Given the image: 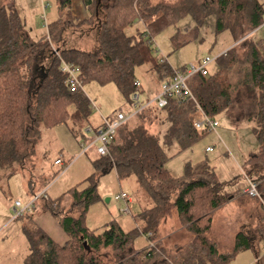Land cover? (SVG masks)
<instances>
[{"label": "trees", "instance_id": "16d2710c", "mask_svg": "<svg viewBox=\"0 0 264 264\" xmlns=\"http://www.w3.org/2000/svg\"><path fill=\"white\" fill-rule=\"evenodd\" d=\"M82 1L88 11L84 20L74 17L73 0H56L58 17L46 24L47 34L39 41L30 35L15 1L0 7V174L7 173V179L35 167L45 129L65 124L75 138L83 139L84 146L94 141L97 131L93 135L87 132L92 128V102L83 89L67 85L63 63L80 69L83 86L92 81L102 86L114 84L132 109V96L140 94L142 100L143 94L136 69L145 67L147 73L156 74L160 89L173 80L175 70L168 61L154 56V37L186 16L197 26L214 16L216 34L229 32L236 45L216 58L214 72L191 79L194 100L170 99L164 109L150 106L126 123L108 144L109 153L97 154L92 161L86 187L77 185L56 200L37 196L30 188L38 199L29 212L17 217L25 221L22 230L30 246L24 264H229L241 252H256L264 239V214L260 230L242 228L233 248L221 251L212 236L214 216L234 194L225 191L208 160L188 164L184 175L174 178L166 167L169 159L158 128L168 122L166 141H176L184 151L210 133L195 127L200 110L214 120L234 109L244 111L258 142V151L245 161V175L259 184L264 208V40L255 37L264 24V6L259 0ZM42 5L46 23L45 12L51 5ZM44 5L49 7L44 10ZM138 23L143 30L127 37L125 30ZM90 35L93 44L85 48L82 43ZM112 171L120 182L135 177L153 205L133 218V229L127 231L112 221L97 234L87 227V214L101 201L100 179ZM50 183H43V190ZM40 213L56 218L67 242L54 241L36 223ZM174 214L191 238L168 249L163 245L161 227ZM140 236L151 244L142 251L135 247Z\"/></svg>", "mask_w": 264, "mask_h": 264}, {"label": "rangeland", "instance_id": "374dc122", "mask_svg": "<svg viewBox=\"0 0 264 264\" xmlns=\"http://www.w3.org/2000/svg\"><path fill=\"white\" fill-rule=\"evenodd\" d=\"M42 1L51 5L45 12L46 23L43 20ZM259 2L264 6V0ZM19 4L22 5L18 11L21 17L27 20L30 35L35 41H39L47 34L46 24L58 17L56 0H21ZM143 27L142 23L133 25L125 30V35L132 37L142 31ZM255 34L256 39L264 40V28ZM233 43L229 32L216 34L214 16L208 17L202 26H197L191 16H186L175 26L154 37L153 50L157 59L165 58L171 68L177 70L191 63L198 64L206 57L216 59L236 45ZM208 69L214 72L217 69L216 61L210 64ZM146 70L145 67L136 69V76L142 84L143 98L154 99L158 76L156 74L152 76ZM145 72L147 74H144ZM83 90L94 108L90 117V127L94 130L100 126L104 114L111 116L121 109L125 112L131 111L126 99L112 83L102 86L92 81L84 84ZM216 121L219 126L215 131L184 151L176 141L172 143L166 141L168 122L160 124L158 133L161 146L169 159L167 170L174 178H181L188 164L195 165L208 160L215 168L218 180L225 186V191L234 194L235 202L223 206L220 211L217 210L219 213L217 215V212L215 213L212 225V229L214 227L212 236L219 249L224 252L233 248L235 234L242 228L246 227V230L253 232L260 230L264 208H261L260 196L250 198L244 191H238L248 188L244 164L251 153L258 151V142L253 134L254 125L247 122L246 113L239 109L220 115ZM82 141V138H75L65 124L45 129L37 146L35 167L30 166L23 171H17L9 179L7 173L0 174V264H24L25 257L30 253V246L22 231L25 221L16 218L17 213L14 211L16 202L26 207L35 198L30 188L37 191V196L45 192L46 198L56 200L77 185L81 188L86 187L85 180L93 171L92 161L98 156L95 149L84 154L86 146ZM208 147L214 151L206 153ZM59 158L64 160L65 166L55 164ZM55 174L58 176L53 180ZM49 182L51 183L43 190V183ZM98 192L101 201L90 207L86 219L87 227L97 234H102L104 227L112 221L119 222L127 231L133 229L135 226L133 218L153 205L148 195L141 192L135 177L120 182L114 171L100 179ZM123 193L132 198L131 203L118 198ZM253 218L257 220L255 223ZM161 233L163 245L168 249L177 244H186L191 238L176 214L163 224ZM149 246L151 244L144 236L138 237L135 241V247L140 251ZM259 249L264 250V239L260 241ZM254 253L251 250L244 252L243 256L239 253L229 264H248L249 257H255Z\"/></svg>", "mask_w": 264, "mask_h": 264}, {"label": "built area", "instance_id": "2783aa9c", "mask_svg": "<svg viewBox=\"0 0 264 264\" xmlns=\"http://www.w3.org/2000/svg\"><path fill=\"white\" fill-rule=\"evenodd\" d=\"M49 5H44V10H46ZM45 20V16L43 17ZM261 28H264V24ZM165 58L162 57V60ZM216 59H211L206 57L202 59L198 64L191 63L185 67L184 70H175V76L173 80L164 82L161 86L160 92L155 96L154 99H150L146 102H142L140 94H135L132 96L133 105L130 112H118L113 118H102V126L100 131H97L94 135V141L86 146L85 152L91 149H95L96 153L100 156H106L109 153L108 144L111 139L117 134V132L130 120H132L136 115H138L144 109L150 106H156L159 109H164L168 106L170 99H176L182 102L187 100H194L193 93L190 88V81L193 77L197 75L208 76L209 74V65L212 64ZM62 72L66 75V83L73 90L83 89V83L80 78V69L78 67H73L66 63L62 65ZM137 85L140 86L141 83L137 81ZM199 118L195 122L196 129L208 130L209 132L215 131L219 126V123L216 119H211L205 113L200 110ZM89 134H94L92 128L88 129ZM213 148H207V153H212ZM57 165H63V162L58 160ZM249 184L245 193L252 197H258V185L253 183L247 178ZM41 195L45 196V192ZM119 199L124 200L127 203L132 202V198L123 193ZM38 197H35L29 205L22 207L20 202L15 204V212L17 213L16 218L21 216L25 212H29L34 206L35 201Z\"/></svg>", "mask_w": 264, "mask_h": 264}, {"label": "crops", "instance_id": "0c3cea01", "mask_svg": "<svg viewBox=\"0 0 264 264\" xmlns=\"http://www.w3.org/2000/svg\"><path fill=\"white\" fill-rule=\"evenodd\" d=\"M12 1H15L17 9L20 11V7H21L22 4L20 5L19 2L21 0H0V7L3 6L4 4H8V3L12 2ZM43 2L44 1H42V3ZM72 6H73V15H74L75 18L80 19V20H84V19L88 18V11L85 9V6L83 5V1L82 0H73V5ZM91 44H93L92 36L90 35V36L85 37L84 41L82 43L83 47L89 48ZM155 86H156V94H157L160 91V86L157 83H156ZM142 100L146 102V101H148L150 99H144L143 96H142ZM109 116L110 115H108V114H104V117H106V118H108ZM104 117H102V118H104ZM101 126H102V120H101L100 126L98 125L96 130L92 129L94 131V133L96 131H100ZM205 152H206V150H205ZM58 160L64 162L63 160H61V158H59V159H57L55 161V164H56V162ZM246 188L244 190H238V191H244V193H245ZM235 199L236 198L234 197L233 200H231L226 206H228L231 203H234ZM14 211H15V209H14ZM38 211H39V209H38ZM219 211L216 213V215L219 213ZM216 215H215V217H216ZM252 220H253L254 223L257 221V220H255V218H253ZM36 223L39 224L43 228V230L54 241L58 242L59 244H64L65 242H67L68 236L64 233V231L62 230V228L59 225V223L56 220V218L53 217L51 214H48V213L47 214H43V213L38 214L37 218H36ZM22 229H23V226H22ZM213 230H214V227L212 229V232H213ZM235 235H237V234H235ZM248 251H244V252H248ZM261 251H262V253H261ZM261 251L259 249V245L256 246V252L254 253L255 257L253 255H252L253 258L249 257L248 264H264V250H261ZM244 252H241V255L244 254ZM257 253H261V256L259 254L257 255Z\"/></svg>", "mask_w": 264, "mask_h": 264}]
</instances>
